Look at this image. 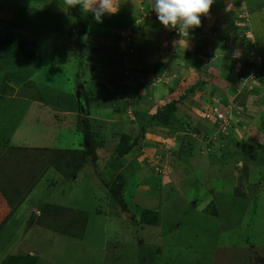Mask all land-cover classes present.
<instances>
[{
  "label": "rangeland",
  "instance_id": "374dc122",
  "mask_svg": "<svg viewBox=\"0 0 264 264\" xmlns=\"http://www.w3.org/2000/svg\"><path fill=\"white\" fill-rule=\"evenodd\" d=\"M152 4L114 0L97 22L98 0H0V45L43 62L0 70L43 105L0 133V264H264V0H214L188 33Z\"/></svg>",
  "mask_w": 264,
  "mask_h": 264
},
{
  "label": "clouds",
  "instance_id": "9594fccd",
  "mask_svg": "<svg viewBox=\"0 0 264 264\" xmlns=\"http://www.w3.org/2000/svg\"><path fill=\"white\" fill-rule=\"evenodd\" d=\"M213 3L214 0H153L152 10L166 29L188 33L200 27L201 17L209 13ZM98 4V8L93 6L87 10L93 12L97 22H102V17L106 13L118 11V8L114 6V0H98Z\"/></svg>",
  "mask_w": 264,
  "mask_h": 264
},
{
  "label": "trees",
  "instance_id": "16d2710c",
  "mask_svg": "<svg viewBox=\"0 0 264 264\" xmlns=\"http://www.w3.org/2000/svg\"><path fill=\"white\" fill-rule=\"evenodd\" d=\"M78 17H79V15H78ZM78 22L79 23H76L74 25V29L77 32L78 36L80 37L83 34L82 33V30H81L82 29V21H81V18H79ZM19 28L20 27H18L17 29H14V30L21 32L22 29H19ZM243 28H244L243 29L244 31L248 32V29H247V26L246 25ZM10 31H12V30L10 29ZM23 32L24 31L22 30L21 33H23ZM4 42H5V44L3 43V44L0 45V59H6V58H8V59H11L12 60V58H17V59L20 58V59H18V62L23 63L24 65L34 66V67H38V68L42 67L43 62H42V60H41V58L39 56L37 58V61L31 60V58H27V54L26 53H29L30 52L29 48H31V46L34 48L33 45L29 46L25 42H18L17 40L9 39V38L8 39L5 38V41ZM78 42L80 44V39L79 40H76V44L77 45H78ZM16 44L20 46V49L21 50L18 49V50H15V51H11L10 46H14ZM28 50H29V52H28ZM15 54H17L19 57H17ZM205 57H208L209 58L210 55L209 56H205ZM0 88L2 89L3 87L0 86ZM194 92H195V89L193 88L191 90L190 94H194ZM2 94H3V92L0 90V95H2ZM84 100H85L86 108L89 107V104L92 101V99H90V98H84ZM172 106L170 105L168 107V110L162 111L155 118L160 119L162 121V123L168 125L169 124L168 121H169V119L171 117L170 115H171V112H172V110H171ZM122 137H123V140L125 142L124 144L127 145L126 143L129 142L130 136L124 135ZM85 140H86V143L88 145L82 151H80V152L77 151L78 153L75 154V151H69L68 150V153H70V155L73 154L74 155V158H76V166L77 167L82 166L83 163H86L87 160H88L87 156L89 154H91V153L94 154L95 153V150L99 146V144H98L99 142L97 141V139H95L94 137H92V135H91L90 132L87 133V135L85 137ZM129 150H130V147H126L123 150V152L127 153ZM118 153H119V151L117 152V154ZM72 157L70 158V160L72 159ZM69 176L70 175L68 174V177ZM48 209H50L51 211L58 210V208H56V207H53L52 208V206H51V208H48ZM48 212H50V211H47V213ZM44 213H46L45 210H43V215H44Z\"/></svg>",
  "mask_w": 264,
  "mask_h": 264
},
{
  "label": "crops",
  "instance_id": "0c3cea01",
  "mask_svg": "<svg viewBox=\"0 0 264 264\" xmlns=\"http://www.w3.org/2000/svg\"><path fill=\"white\" fill-rule=\"evenodd\" d=\"M141 32V31H140ZM143 32V31H142ZM149 32V31H148ZM147 32V33H148ZM146 33V32H145ZM142 34V33H141ZM133 54H135V52L133 51V53H129L128 55H133ZM144 59H148V55H143V58H142V60L143 61H145ZM150 62V61H149ZM19 68H20V66L19 65H17V66H13L12 64H11V61H9V60H6V59H0V70H4V69H7V70H16L18 73H20V76H22L23 74L22 73H27L28 75H32L29 71H27V70H23V71H20L19 70ZM15 71V72H16ZM16 72V73H17ZM17 73V74H18ZM12 78L14 79V81H15V79H20L19 78V76H17V75H15V76H12ZM32 80L33 81H35L34 79H33V77H32ZM20 81V80H19ZM19 81L18 82H15V83H12V84H8L9 86H8V88H6V87H4V86H2L3 88L1 89L0 88V90L3 92V94L2 95H0V98H1V96H6V97H8V99H5V100H9L8 101V104H10L11 105V108L8 106V108H7V110H0V133H2V131L3 132H6V131H8V128H11V127H13L14 125L16 126L15 127V129H14V132L16 131V129H17V125L16 124H14V123H16L17 122V120H19L20 118H18V119H11L10 117L12 116V114H14V112L16 111L17 112V116L19 115V113L22 111V106H23V104H24V102H27L28 104H29V108L30 109H34V108H36V106H40V107H42L43 105L41 104V103H39L38 102V100H37V98H34L33 96H31L30 94H32V95H35L36 96V94H37V91L35 90H33L32 92H29V93H26V94H23V96L25 95V99H20V98H18L17 97V93H19L20 92V90H22V89H24V88H32L33 89V86H30L31 84H29L27 87L25 86L26 84V82H24L22 79H21V81H22V83H20L19 84ZM1 83H3V82H1ZM1 83H0V85H1ZM11 83V82H10ZM6 90H9L8 92L10 93L11 92V94L13 95L11 98L9 97V96H7L6 95ZM13 90H14V92H13ZM19 91V92H18ZM20 97V96H19ZM14 100H17L19 103L17 104V105H15L14 106ZM62 100H64L62 97H61V101ZM66 100V99H65ZM43 108H45L46 110L45 111H48L49 113H51V114H56L57 113V111L58 112H60L61 114H62V116L63 117H65L66 118V120H67V118L70 116V114L71 113H73V112H71L70 110V112L66 109V110H61V111H59V110H54L56 113H52V111L50 110V108L48 107V105H45ZM73 109V108H72ZM83 112V111H82ZM77 113V112H76ZM69 115V116H68ZM74 115V114H73ZM83 114H81L80 116H82ZM75 116V115H74ZM75 117H77L78 118V116L76 115ZM69 120V119H68ZM70 121V120H69ZM13 137H14V135H12V137H11V140H10V143L12 144V146H15V145H17V144H19V143H15L14 141H13ZM0 138L2 139V135L0 134ZM21 142H22V144H19V145H17L16 146V148H25L24 147V144L25 143H27L26 141H24L23 139L22 140H20ZM2 143H3V140H2ZM4 144V143H3ZM83 145H84V142H83ZM28 148V147H27ZM1 203V202H0ZM1 205V204H0ZM57 208V207H56Z\"/></svg>",
  "mask_w": 264,
  "mask_h": 264
},
{
  "label": "built area",
  "instance_id": "2783aa9c",
  "mask_svg": "<svg viewBox=\"0 0 264 264\" xmlns=\"http://www.w3.org/2000/svg\"><path fill=\"white\" fill-rule=\"evenodd\" d=\"M205 117L213 118V120H215L221 124L220 127H223V129L228 126V121L226 118H224V113L223 112L221 113V111L215 110L212 114H210L209 116L206 115Z\"/></svg>",
  "mask_w": 264,
  "mask_h": 264
}]
</instances>
